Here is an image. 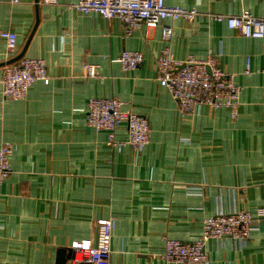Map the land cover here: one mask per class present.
<instances>
[{
	"label": "crops",
	"instance_id": "obj_1",
	"mask_svg": "<svg viewBox=\"0 0 264 264\" xmlns=\"http://www.w3.org/2000/svg\"><path fill=\"white\" fill-rule=\"evenodd\" d=\"M78 1L0 0V30L17 34L15 54L35 30L24 56L45 59L49 73L26 98L5 99L1 79L12 54L0 37V147H13V171L0 188V264H57L60 249L97 240L101 218H115L116 229L111 256L99 264H176L156 255L165 238L193 242L207 216L264 207V38L212 17L264 16V0H166L199 14L131 35L119 18L76 11ZM164 25L174 29L175 59L215 56L233 76L241 87L237 118L207 105L181 113L157 79ZM125 50L142 51L143 62L124 70ZM86 64L98 74L87 77ZM111 96L149 120L143 151L115 150L105 131L87 125L88 100ZM117 137L126 138L124 123ZM207 248V264H264V219L246 242L213 239Z\"/></svg>",
	"mask_w": 264,
	"mask_h": 264
},
{
	"label": "built area",
	"instance_id": "obj_2",
	"mask_svg": "<svg viewBox=\"0 0 264 264\" xmlns=\"http://www.w3.org/2000/svg\"><path fill=\"white\" fill-rule=\"evenodd\" d=\"M41 2L55 4L57 0ZM72 7L84 14H98L107 21L119 18L124 24L126 35H131L141 25L155 27L168 19L192 22L199 14L196 7L170 5L166 0H79ZM212 17L217 21H226L229 28L247 38H264V16L243 10L239 14H215ZM173 34V26H163L162 39L165 46L156 59V71L158 81L170 91L181 113L190 115L199 107L207 105L227 108L232 118H237L241 106V87L234 82L233 76L220 67L215 56L206 59L190 57L185 61L175 59L170 46ZM0 37L6 40L11 57H15L17 34L10 30H0ZM143 60L144 54L139 50H125L118 57L124 70L137 68ZM3 68L1 85L5 99L22 100L27 97L34 83L49 79L47 63L43 58L23 56L13 63L5 64ZM84 68L87 77L98 74L97 65L86 64ZM123 105L124 102L117 96L90 98L86 112L87 125L105 131L107 143L113 149L121 151L125 145H130L141 152L151 141L149 120L144 115L124 110ZM123 123L126 126V138L120 140L117 131ZM12 153L11 144L5 143L0 147V188L13 171L10 163ZM263 219L264 207L255 212L245 209L230 212L220 210L203 220L202 234L197 240L183 242L165 238L164 249L156 255L168 263L207 264V245L210 240L230 238L246 242L258 230L259 222ZM97 226V240L83 239L72 244L74 256L68 264H99L109 259L116 220L101 218Z\"/></svg>",
	"mask_w": 264,
	"mask_h": 264
},
{
	"label": "water",
	"instance_id": "obj_3",
	"mask_svg": "<svg viewBox=\"0 0 264 264\" xmlns=\"http://www.w3.org/2000/svg\"><path fill=\"white\" fill-rule=\"evenodd\" d=\"M36 1H37V3H39L40 0H36ZM37 22H38V19H37ZM34 31L32 32V34H31L28 42L26 43L24 49L22 50V52H20L19 54H17L15 57L9 59L7 62H5V64L13 63V62L19 60L20 58H22L25 55L26 49L28 47V43L30 42V40H31V38H32V36L34 34ZM58 253H59V259H58V263L57 264H66L67 259H72L73 258V256H74V249L73 248L60 249L58 251ZM81 264H91V263L85 262V263H81Z\"/></svg>",
	"mask_w": 264,
	"mask_h": 264
}]
</instances>
